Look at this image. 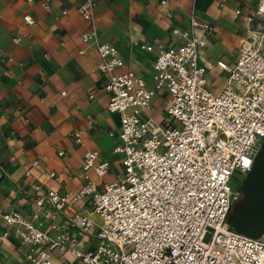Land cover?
Listing matches in <instances>:
<instances>
[{"label": "built area", "instance_id": "built-area-1", "mask_svg": "<svg viewBox=\"0 0 264 264\" xmlns=\"http://www.w3.org/2000/svg\"><path fill=\"white\" fill-rule=\"evenodd\" d=\"M39 3L49 7V0ZM93 8L94 0H84L77 10L92 20ZM240 13L235 9L234 17ZM23 19L33 22L29 15ZM244 20L248 35L233 64L216 61L227 72L218 90L209 86L207 66L200 63L214 26L194 15L186 27L171 30L175 44L159 46L150 87L134 70L118 71L124 61L115 45L99 40L93 29L81 33L83 41L95 44L107 110L120 115L113 151L120 154L122 169L114 181H104L109 161L88 149L78 191L40 192L37 185L36 208L29 215L0 202V244L14 234L29 246L18 264H52L56 249L70 251L83 264H264V233L242 234L227 220L243 196V180L231 182L235 174L244 179L264 142V0H257ZM162 92L168 106L157 122L148 111ZM71 135L82 143L80 130ZM79 200L90 202L99 217L96 242L88 247L64 230L50 235L40 227L46 203L45 215L55 220L65 205ZM68 223L84 234L96 225L80 212Z\"/></svg>", "mask_w": 264, "mask_h": 264}, {"label": "crops", "instance_id": "crops-1", "mask_svg": "<svg viewBox=\"0 0 264 264\" xmlns=\"http://www.w3.org/2000/svg\"><path fill=\"white\" fill-rule=\"evenodd\" d=\"M0 0V202L29 215L34 200L47 188L78 191L84 182V152L98 151L100 159L121 171L119 143L120 115L107 110L104 76L97 71L99 56L95 44L81 39L82 32L94 30L101 41L117 48L124 65L118 71L134 70L152 85L153 61L160 47L175 44L174 27H186L190 15L213 24L202 49L200 63L207 66L206 78L215 90L222 87L214 75L216 61H235L248 31L244 20L257 0H94L93 19H85L77 7L84 0ZM241 13L234 17V10ZM29 15L32 23H27ZM19 37L18 41L15 38ZM152 45V50L142 48ZM216 83L219 85H216ZM148 115L153 117V106ZM80 130L81 144L71 132ZM36 161V164L33 162ZM29 175H25V171ZM50 173H53L50 175ZM40 212V227L56 235L61 230L76 235L86 247L96 242L99 217L86 200L70 201L55 220ZM80 212L95 226L89 233L70 227L68 218ZM52 222L59 229L50 227ZM29 250L14 234L0 244V264H18ZM52 264H83L70 251L54 250Z\"/></svg>", "mask_w": 264, "mask_h": 264}, {"label": "water", "instance_id": "water-1", "mask_svg": "<svg viewBox=\"0 0 264 264\" xmlns=\"http://www.w3.org/2000/svg\"><path fill=\"white\" fill-rule=\"evenodd\" d=\"M240 189L242 201L232 217V227L242 234L257 237L264 233V142Z\"/></svg>", "mask_w": 264, "mask_h": 264}, {"label": "rangeland", "instance_id": "rangeland-1", "mask_svg": "<svg viewBox=\"0 0 264 264\" xmlns=\"http://www.w3.org/2000/svg\"><path fill=\"white\" fill-rule=\"evenodd\" d=\"M227 75V72H216L214 75V78L216 80V82H218L220 84L221 79L223 77H225ZM216 85H218L216 83ZM219 87V85H218ZM168 106V101H166V99L164 97H159L156 99L154 106H153V118L155 121L157 122H162L163 121V117L164 115H166V108ZM178 121H173V124L178 125ZM116 172V169L111 168V170L109 171V173L107 175H105V179L109 180L110 177H113L114 174ZM243 180V178H241L239 175L235 174V179L231 182V185H239L241 183V181ZM96 214V213H95Z\"/></svg>", "mask_w": 264, "mask_h": 264}, {"label": "trees", "instance_id": "trees-1", "mask_svg": "<svg viewBox=\"0 0 264 264\" xmlns=\"http://www.w3.org/2000/svg\"><path fill=\"white\" fill-rule=\"evenodd\" d=\"M231 212L228 214V218H227V220H228V222H229V224L230 225H232V221H233V218L231 217Z\"/></svg>", "mask_w": 264, "mask_h": 264}]
</instances>
